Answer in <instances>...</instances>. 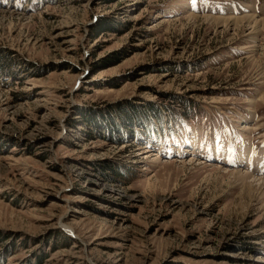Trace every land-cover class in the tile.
<instances>
[{
    "label": "rangeland",
    "instance_id": "obj_1",
    "mask_svg": "<svg viewBox=\"0 0 264 264\" xmlns=\"http://www.w3.org/2000/svg\"><path fill=\"white\" fill-rule=\"evenodd\" d=\"M263 23L264 0H0V264H264V163L227 162L264 156Z\"/></svg>",
    "mask_w": 264,
    "mask_h": 264
},
{
    "label": "bare ground",
    "instance_id": "obj_2",
    "mask_svg": "<svg viewBox=\"0 0 264 264\" xmlns=\"http://www.w3.org/2000/svg\"><path fill=\"white\" fill-rule=\"evenodd\" d=\"M208 20V19H207ZM246 21H251V20H249L248 18H244V19H236L235 21H233V20H227V21H221V20H210V22H213V23H222V24H224V25H226V27H228V28H231V24H233L234 26H236V27H238L239 25H241V24H243L244 22H246ZM249 23V22H248ZM258 27V26H257ZM256 27V28H257ZM262 27L264 28V23H263V25H262ZM249 29H253L252 27L251 28H249ZM264 30V29H263ZM256 62V61H255ZM260 101V100H259ZM233 175H235V174H233ZM243 176V175H242ZM239 179H240V177H238ZM245 178V177H244ZM246 179V178H245ZM244 179V180H245ZM242 180V179H241ZM248 184V183H247ZM247 186V185H246ZM250 186V185H249ZM250 190V189H249ZM250 192H252V191H250ZM259 194V193H258Z\"/></svg>",
    "mask_w": 264,
    "mask_h": 264
},
{
    "label": "trees",
    "instance_id": "obj_3",
    "mask_svg": "<svg viewBox=\"0 0 264 264\" xmlns=\"http://www.w3.org/2000/svg\"><path fill=\"white\" fill-rule=\"evenodd\" d=\"M128 122H130V121L128 120Z\"/></svg>",
    "mask_w": 264,
    "mask_h": 264
}]
</instances>
